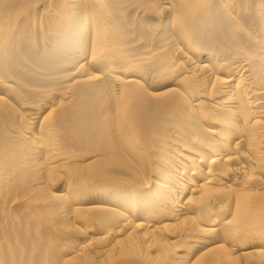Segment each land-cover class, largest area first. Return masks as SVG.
<instances>
[{
    "label": "bare ground",
    "instance_id": "bare-ground-1",
    "mask_svg": "<svg viewBox=\"0 0 264 264\" xmlns=\"http://www.w3.org/2000/svg\"><path fill=\"white\" fill-rule=\"evenodd\" d=\"M0 264H264V0H0Z\"/></svg>",
    "mask_w": 264,
    "mask_h": 264
}]
</instances>
